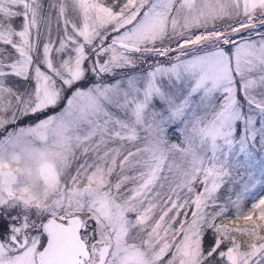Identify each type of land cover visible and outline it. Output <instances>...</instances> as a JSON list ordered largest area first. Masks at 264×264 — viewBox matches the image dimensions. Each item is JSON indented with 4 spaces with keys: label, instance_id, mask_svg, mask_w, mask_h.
I'll list each match as a JSON object with an SVG mask.
<instances>
[{
    "label": "snow or ice",
    "instance_id": "snow-or-ice-1",
    "mask_svg": "<svg viewBox=\"0 0 264 264\" xmlns=\"http://www.w3.org/2000/svg\"><path fill=\"white\" fill-rule=\"evenodd\" d=\"M0 264H264V0H0Z\"/></svg>",
    "mask_w": 264,
    "mask_h": 264
}]
</instances>
